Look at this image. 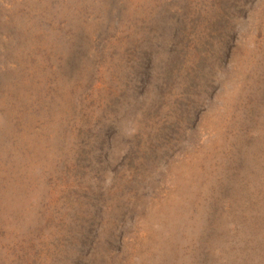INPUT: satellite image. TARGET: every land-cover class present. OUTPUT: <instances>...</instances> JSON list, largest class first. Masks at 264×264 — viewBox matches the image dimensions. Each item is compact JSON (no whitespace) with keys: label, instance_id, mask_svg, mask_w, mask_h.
<instances>
[{"label":"rangeland","instance_id":"1","mask_svg":"<svg viewBox=\"0 0 264 264\" xmlns=\"http://www.w3.org/2000/svg\"><path fill=\"white\" fill-rule=\"evenodd\" d=\"M0 264H264V0H0Z\"/></svg>","mask_w":264,"mask_h":264}]
</instances>
